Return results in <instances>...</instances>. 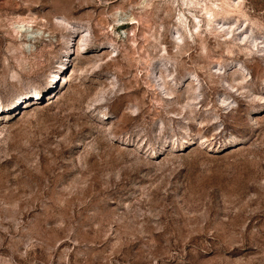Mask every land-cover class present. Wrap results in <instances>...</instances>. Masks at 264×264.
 Wrapping results in <instances>:
<instances>
[{
  "label": "rangeland",
  "instance_id": "1",
  "mask_svg": "<svg viewBox=\"0 0 264 264\" xmlns=\"http://www.w3.org/2000/svg\"><path fill=\"white\" fill-rule=\"evenodd\" d=\"M0 264H264V0H0Z\"/></svg>",
  "mask_w": 264,
  "mask_h": 264
},
{
  "label": "bare ground",
  "instance_id": "2",
  "mask_svg": "<svg viewBox=\"0 0 264 264\" xmlns=\"http://www.w3.org/2000/svg\"><path fill=\"white\" fill-rule=\"evenodd\" d=\"M215 10H216V9H213V8H212V9H210V10L208 11V15H210L211 18L214 17V15H215V13H216ZM211 18H210V20H209L210 22H212ZM177 39H178V40H181V39H182V35H178Z\"/></svg>",
  "mask_w": 264,
  "mask_h": 264
}]
</instances>
